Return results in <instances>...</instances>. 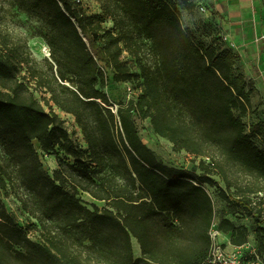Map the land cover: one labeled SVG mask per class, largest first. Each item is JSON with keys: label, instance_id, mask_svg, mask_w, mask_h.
Returning <instances> with one entry per match:
<instances>
[{"label": "trees", "instance_id": "obj_1", "mask_svg": "<svg viewBox=\"0 0 264 264\" xmlns=\"http://www.w3.org/2000/svg\"><path fill=\"white\" fill-rule=\"evenodd\" d=\"M12 1L45 28L39 36L50 55L33 62L1 41L0 264H203L215 216L205 185L224 200L229 194L253 219L264 256V149L253 139L264 138V119L244 121L257 110L236 67L239 55L183 25L181 10L193 5L95 0L101 13L89 15L72 0ZM124 53L138 73L124 63ZM108 71L117 83L141 80L138 97L114 106L98 88L107 85ZM35 93L44 96L38 100ZM56 110L73 118L86 148ZM134 117L149 119L175 152L201 158L202 174L159 161L141 141ZM34 143L55 156L52 175ZM210 165L225 189L212 179ZM239 177L252 187H242ZM80 192L105 207L89 209ZM9 195L36 221L31 227L43 242L16 225L1 200ZM217 229L232 246L247 243L243 225L222 219Z\"/></svg>", "mask_w": 264, "mask_h": 264}, {"label": "rangeland", "instance_id": "obj_2", "mask_svg": "<svg viewBox=\"0 0 264 264\" xmlns=\"http://www.w3.org/2000/svg\"><path fill=\"white\" fill-rule=\"evenodd\" d=\"M81 9L87 14H100V8L98 3L95 0H83ZM181 19L184 26L186 25V18L181 13ZM105 26L108 28L112 27L110 21L105 23ZM45 28L38 22L36 19L28 16L24 12L17 9L13 4L12 0H0V52L3 49L1 41L3 38H6L8 45L12 48H17L19 52H22L23 55L29 56L33 62L41 63L44 59L49 58L47 56L46 50H49L46 42L39 35L45 33ZM199 36L203 37L206 41H209V35L207 29L199 28ZM200 37V38H201ZM122 60L128 66L131 67L132 72L138 73L137 68L135 67L133 59H131L127 54H123ZM20 76H26V70L23 68L20 70ZM27 82V81H26ZM128 87L130 91H128ZM102 89L109 97L110 101L117 106L119 104H126L130 100H135L142 90V81L134 80L131 82H114L112 80V74L108 71V82L107 85ZM35 96L38 100L41 99L42 94L35 93ZM253 108V107H252ZM257 110V109H256ZM56 113L62 119L64 126L68 134L72 137L73 140L78 141V143L86 148V145L80 134V129L77 128L74 120L71 116H67L64 113H61L56 110ZM260 118L264 119V111L257 110L255 115H250L244 119L247 124L258 121ZM135 123L138 127L139 137L141 141L149 147L157 157L159 161L165 164L168 167H173L177 169H182L187 172L195 173L197 175L202 174L199 163L201 158H197L193 155L187 154L186 152H175L172 148V145L155 135L152 131L150 120L141 121L138 118L134 117ZM254 142L260 149H264V138L263 137H254ZM36 150L40 156L41 163L44 170L52 175L53 171L58 168L56 158L54 155L42 153L39 150L37 143H34ZM58 155L61 159L65 161H71L69 156L64 155L59 152ZM207 164L210 162L207 159H204ZM209 174L212 179H214L220 188L225 189L224 183L221 181L217 170L214 169L211 165L209 166ZM242 187H252V181L247 178L239 177L238 182ZM204 188L210 195L213 204H214V224L218 225L222 219H228L237 226H245L248 229V239L245 243L242 251L246 252L249 250L255 249L258 250L257 238L255 236V225L253 219L246 214V212L238 206L236 203L232 202L228 198L231 196L226 194L228 197L226 200L220 198L219 191L216 187H210L205 185ZM22 194V191H19ZM79 197L85 206L89 209H92L93 205H96L99 208L105 207V203L102 201H97L90 197L88 194L80 192ZM3 204L6 207L7 212L14 219L16 225L27 232L30 239L34 242H43V234L39 229H34L31 227V224L36 223L31 219L21 208L20 202L14 195H9L7 197L1 198ZM226 237L229 240V235H224L221 237L223 242V237ZM226 240V239H225ZM230 242V240H229ZM133 255L134 258L140 257L139 246L135 240H132Z\"/></svg>", "mask_w": 264, "mask_h": 264}, {"label": "crops", "instance_id": "obj_3", "mask_svg": "<svg viewBox=\"0 0 264 264\" xmlns=\"http://www.w3.org/2000/svg\"><path fill=\"white\" fill-rule=\"evenodd\" d=\"M182 8L185 27L196 33L207 29L209 39L218 38L239 55L237 69L252 90L253 109L264 111V0H187ZM203 9V10H201ZM225 243L229 240L224 236ZM226 239V240H225ZM230 243V242H229Z\"/></svg>", "mask_w": 264, "mask_h": 264}, {"label": "built area", "instance_id": "obj_4", "mask_svg": "<svg viewBox=\"0 0 264 264\" xmlns=\"http://www.w3.org/2000/svg\"><path fill=\"white\" fill-rule=\"evenodd\" d=\"M72 2L75 5L82 7L83 0H72ZM260 39L264 40V37ZM46 53L49 57L50 54L48 49L46 50ZM128 91H130L129 87ZM222 236L223 234L218 231L217 225L213 222L209 230L211 241L209 252L207 259L203 264H264V256L258 254L255 249L244 252L242 251L244 246L235 247L229 242H222Z\"/></svg>", "mask_w": 264, "mask_h": 264}]
</instances>
